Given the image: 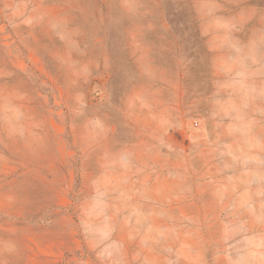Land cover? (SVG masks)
<instances>
[{
	"label": "rangeland",
	"instance_id": "1",
	"mask_svg": "<svg viewBox=\"0 0 264 264\" xmlns=\"http://www.w3.org/2000/svg\"><path fill=\"white\" fill-rule=\"evenodd\" d=\"M0 264H264V0H0Z\"/></svg>",
	"mask_w": 264,
	"mask_h": 264
}]
</instances>
